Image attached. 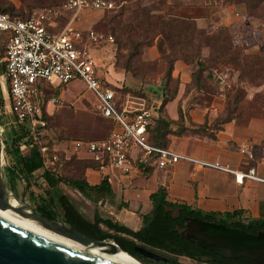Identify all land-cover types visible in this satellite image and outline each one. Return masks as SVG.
<instances>
[{
    "label": "rangeland",
    "instance_id": "374dc122",
    "mask_svg": "<svg viewBox=\"0 0 264 264\" xmlns=\"http://www.w3.org/2000/svg\"><path fill=\"white\" fill-rule=\"evenodd\" d=\"M115 1L119 6L117 10L84 12L73 24L85 34L94 31L99 36L100 42L88 47L99 66V74L109 72L113 66L117 73L130 74L144 86H156L161 81L167 89L165 95L170 97L176 95L179 81L170 80L169 74L176 62L182 61L190 67L192 77L200 75L199 81L192 79L187 86V93H192L189 105L206 107L215 103L220 106L218 118L222 121L245 122L264 116V3L254 13L248 12L239 0ZM66 2L0 0L2 6L15 8L14 16L23 18L51 11L50 23L56 31L62 30L72 16L63 9ZM110 37L114 43L109 41ZM152 52L158 57L154 59ZM105 78L110 80L108 76ZM1 81L0 73V93ZM113 88L120 104L125 102V94L129 92L149 100L146 108L152 112L147 88L138 92L126 87ZM98 103V97L83 80L71 82L61 90L60 103L48 110L53 115L48 140L64 150L73 140L107 137L111 125L98 114ZM58 172L64 179L82 178L84 168L76 165L72 158ZM2 175L11 198L18 202L25 199L33 208L41 203V198L49 199L52 195L57 199L58 195L66 194L85 217L91 220L96 214L110 217L109 209L92 204L65 183L51 190L38 174L30 187L25 178L17 179L13 190L5 173V163ZM206 261L180 258L182 264H209Z\"/></svg>",
    "mask_w": 264,
    "mask_h": 264
},
{
    "label": "built area",
    "instance_id": "2783aa9c",
    "mask_svg": "<svg viewBox=\"0 0 264 264\" xmlns=\"http://www.w3.org/2000/svg\"><path fill=\"white\" fill-rule=\"evenodd\" d=\"M117 8L115 0H67L63 9L72 16L59 31L52 28L51 11L28 18L0 13L1 88L6 99L3 114L0 112L2 135L6 129L25 132L27 138L22 153L28 154L37 146L44 167L53 172H58L72 158L93 161L101 171L122 176H130L137 168L164 170L183 160L199 169L234 175L238 184L245 178L263 181L254 167L236 170L181 156L170 148L149 142L152 112L147 108L138 111L122 108L115 90L98 76L99 66L88 51V47L100 42L99 36L94 31L85 34L73 25L81 13L112 12ZM109 41L114 43L112 37ZM78 79L98 97L97 111L102 118L111 121L113 127L104 139L73 140L60 150L48 140L49 118L53 116L48 110L60 103L61 95L48 97L47 92L65 88ZM135 150L137 156L133 154Z\"/></svg>",
    "mask_w": 264,
    "mask_h": 264
},
{
    "label": "crops",
    "instance_id": "0c3cea01",
    "mask_svg": "<svg viewBox=\"0 0 264 264\" xmlns=\"http://www.w3.org/2000/svg\"><path fill=\"white\" fill-rule=\"evenodd\" d=\"M151 56L155 59L158 54L152 52ZM108 71L100 74L98 71V76L112 88L126 87L136 92L147 88L152 100L151 134H154L156 128L158 131L160 120L171 122V129L179 132L183 116L184 127L188 130L183 135L172 133L166 136V146L172 151L181 156L219 163L236 170L254 167L263 181L245 178L242 184H238L234 175L214 169H199L182 160L164 170L137 168L130 176L87 169L84 173L85 181L92 186H99L107 179L111 195L96 190L83 192L66 184L67 186L92 204L109 209V218L134 231L143 227V218L150 215L159 204L161 193L171 204L187 206L204 214L224 215L241 211L247 220H264V116L245 122L234 120L227 123L216 134L217 139L212 140L204 134L192 133V129L205 124L213 125L218 118L220 106L215 103L206 107L189 105L192 93H187V86L192 82V72L182 61L176 62L172 73V78L179 81L175 98L164 107L162 98L167 89L161 81L156 86H144L130 74L117 73L113 66ZM125 97V102L121 103L122 108L133 111L146 108L149 101L129 92ZM106 121L111 125V131L113 124ZM159 128L162 130V126ZM133 154L137 156L138 151L135 150Z\"/></svg>",
    "mask_w": 264,
    "mask_h": 264
},
{
    "label": "trees",
    "instance_id": "16d2710c",
    "mask_svg": "<svg viewBox=\"0 0 264 264\" xmlns=\"http://www.w3.org/2000/svg\"><path fill=\"white\" fill-rule=\"evenodd\" d=\"M263 3L264 0H239L240 5H246L248 12L254 13L260 9ZM2 5L0 4V13H7L14 16L12 14L15 12L13 6L5 7ZM18 17L23 18L21 16ZM172 73L173 68L169 74L170 80ZM192 79L197 82L200 80V75L193 74ZM62 89L49 90L47 96L59 97ZM174 95L170 97L165 95L162 107L174 99ZM5 103L6 99L3 92H1V114H3ZM50 120L51 117L49 118V122ZM233 120L227 119L222 121L218 118L213 125L208 126L205 124L196 127L192 129V133L204 134L210 139L216 140V134L223 130L224 125ZM1 124H3L2 118ZM158 124V131L156 128L154 134H151L150 129L149 142L161 148H169L166 146V136L168 134L177 133L183 135L188 130V128L184 127L183 116L180 122L182 129L179 132H177L178 130L173 131L171 129V122L160 120ZM159 126H162V130ZM4 134L5 173L13 190L17 179L25 178L28 183L27 187H30L37 175L40 174L43 181L51 190H57L60 184L65 183L79 191L96 190L111 195V188L107 179H104L99 186H92L87 183L84 179V174L82 178L64 179L59 176V172H53L44 167L43 159L37 146H34L28 154L22 153V146L25 145V139L27 138L25 132L6 129ZM61 160H64L63 155H61ZM74 161H76V165L80 164L83 166L84 173L89 168L99 169V165L93 161L78 160L76 158H74ZM58 165H61V162ZM161 194L159 204L154 207L150 215L143 218V227L138 231H134L119 222H115L111 218H103L98 214L95 215L94 220H91L80 213L75 204L64 194L58 195L57 199L52 195L49 199L41 198V203L36 205L34 209L40 215L53 221H59L60 217L61 220L73 226L77 231L89 238L99 241L112 240L116 242L122 248V251H125L123 253L125 257H130L134 262L142 264L155 263L135 251L136 247H140L169 259L170 262L167 264H182L180 258L201 262L206 261V257L210 258V260L206 261L209 264H249L241 260L222 258L182 237L181 232L185 228V218H199L206 222L223 224L229 228H238L253 235L264 232V220H247L243 217V212L241 211L226 213L224 215L204 214L187 206L171 204L165 200V195L163 193ZM31 197L34 201L36 200L33 193H31ZM107 242L112 243L111 241Z\"/></svg>",
    "mask_w": 264,
    "mask_h": 264
},
{
    "label": "water",
    "instance_id": "95a60500",
    "mask_svg": "<svg viewBox=\"0 0 264 264\" xmlns=\"http://www.w3.org/2000/svg\"><path fill=\"white\" fill-rule=\"evenodd\" d=\"M1 127V119H0ZM4 143L0 128V201L19 216L61 236H76L94 249H101L99 241L80 233L63 220L53 221L40 215L23 199L20 206L11 204V194L4 183ZM182 237L222 258L241 260L249 264H264V232L248 234L238 228L206 222L199 218H185ZM114 242V241H113ZM116 244V242H114ZM121 250L122 248L116 244ZM135 251L158 263L169 259L150 250L136 247ZM125 252V251H124ZM127 253V252H126ZM0 264H115L91 252L77 250L20 228L0 216Z\"/></svg>",
    "mask_w": 264,
    "mask_h": 264
},
{
    "label": "bare ground",
    "instance_id": "6f19581e",
    "mask_svg": "<svg viewBox=\"0 0 264 264\" xmlns=\"http://www.w3.org/2000/svg\"><path fill=\"white\" fill-rule=\"evenodd\" d=\"M10 202L13 206L18 207L20 203L17 200L10 199ZM0 216L5 218L6 220L12 222L13 224L33 232L37 235H40L44 238H48L52 241L64 244L71 248L91 252L105 260L113 262L115 264H136L130 260L125 259L124 252L112 241L106 240L101 244V249H94L90 246H87L83 240L76 236H61L55 233H52L40 226L29 219L22 218L12 210L8 209L4 204L0 201ZM111 241L112 243L110 244ZM123 252V253H122ZM124 256V257H122Z\"/></svg>",
    "mask_w": 264,
    "mask_h": 264
},
{
    "label": "flooded vegetation",
    "instance_id": "af4514ba",
    "mask_svg": "<svg viewBox=\"0 0 264 264\" xmlns=\"http://www.w3.org/2000/svg\"><path fill=\"white\" fill-rule=\"evenodd\" d=\"M185 225H186V222H185ZM185 229V228H184ZM123 253V252H122ZM125 256V255H124ZM130 258V257H129ZM131 259V258H130ZM132 260V259H131ZM206 260H210V258L206 257ZM133 261V260H132ZM138 263V262H137ZM141 264V263H139Z\"/></svg>",
    "mask_w": 264,
    "mask_h": 264
}]
</instances>
